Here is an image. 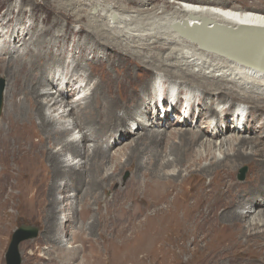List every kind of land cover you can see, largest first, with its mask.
Returning a JSON list of instances; mask_svg holds the SVG:
<instances>
[{
  "label": "bare ground",
  "instance_id": "6f19581e",
  "mask_svg": "<svg viewBox=\"0 0 264 264\" xmlns=\"http://www.w3.org/2000/svg\"><path fill=\"white\" fill-rule=\"evenodd\" d=\"M141 2L149 5L147 0ZM217 2L175 1L145 12L108 0H67L58 3L51 25L39 29L37 23L30 24L25 29L30 37L22 27L13 26L12 16L5 18L13 4L0 14V36L11 28L5 45L0 44V54H4L0 75L6 78L0 118V258L9 219L15 214H41L46 229L64 233L72 227H86L82 222L95 204L90 230L132 227L137 234L129 244L109 243V249H99L102 259L98 264H172L178 250L190 255L183 264L192 258L205 264H264V73L201 49L175 30L182 23L188 34L241 25L264 27V9L242 10ZM85 6L90 10L85 11ZM19 7L17 24L27 14L24 4ZM69 10L77 20L83 19V13L89 17L83 26L87 34L70 47L67 33L60 30L66 17L63 12ZM17 47H24L25 54L9 60ZM157 47L162 50L161 61L153 68L162 78L154 79L148 88L137 78L152 65L155 55L151 51ZM108 48L111 53L120 52L113 61L120 74L106 70L93 78L95 66L90 64L88 70L83 62L108 61ZM127 53L144 61L135 64L136 73L130 66L117 68L123 67L122 54ZM82 72L88 75L79 76ZM63 76L68 77L66 83L59 81ZM76 76L86 84H72ZM91 78L97 79L95 83ZM171 79H175L178 103L185 92L186 107L190 106L188 115L179 113L175 121L156 105L160 87L172 89ZM89 84H93L90 94L75 98ZM151 95L153 100L148 99ZM178 103L174 110L180 109ZM236 103L231 115L228 112L222 119L219 113L224 106L232 108ZM207 105L217 114L215 124L212 113L204 110ZM240 105L246 114L243 125L235 119ZM196 108L206 115L205 121L199 119L205 127L196 124ZM229 119L233 130L222 139L227 133L222 128H227ZM135 127L141 129L135 132ZM35 129L39 136L32 135ZM243 166L250 169L246 180L239 178ZM125 169L132 172L126 186L104 198L108 186L118 182L117 175ZM6 182L7 191L12 186L19 188L12 200L1 188ZM80 190L81 198L75 199ZM59 192H66L63 198ZM8 202L15 208L13 214L2 215ZM79 210L81 220L77 222ZM59 237L56 245L62 253L49 258L47 264H73L84 247L83 240L68 246L63 243L69 241ZM185 243L191 244L192 253H187ZM129 247L125 259L120 258L119 253ZM238 249L259 253H236Z\"/></svg>",
  "mask_w": 264,
  "mask_h": 264
},
{
  "label": "rangeland",
  "instance_id": "374dc122",
  "mask_svg": "<svg viewBox=\"0 0 264 264\" xmlns=\"http://www.w3.org/2000/svg\"><path fill=\"white\" fill-rule=\"evenodd\" d=\"M108 1L117 2L120 5H127L130 10H140V11L142 10V11H145V10H147V8L151 9V8L156 7V6H160V5L162 6L163 4L164 5L169 4V3L173 4V2H175V1H190V2H196V3H198V2L207 3V1H209V0H147V1H149L148 2L149 5H147V6H143L142 5V2H141L142 0H108ZM212 1H214V2L218 1L217 3H219V2L225 3L228 7H231V8L232 7L236 8V6H238L242 10H247V9L248 10H250V9H252V10H260V9H264V0H212ZM66 2H67V0H54V1H50V0H0V14L6 12L7 9L9 8V6L13 4L14 7H13V10H12V13L9 14L8 16H5V18H9L10 16H12V18H14V21L12 22L13 26H16L18 28L22 27L23 30H25V29H27V27H28V29H30V26H31L30 24L37 23V28L41 29V28H44V27H46L48 25H51L52 22H54V20H56L55 16H56V13H57V11L59 9L58 3L61 4V3H66ZM21 4H24V8L23 9L25 10V12L27 14L25 15L22 23L17 24V15L20 16V14H21V13H19V9H20L19 6ZM25 4H26V6H25ZM89 10H90V7L89 6H85V11H89ZM33 11L35 12V17L33 16ZM92 12L94 14L97 13V11L95 9H93ZM148 13H150V12H148ZM63 14H64V16H66V17H64V19H66L69 23L66 20H64V19L61 20L60 30L65 32V33H67V35L69 37V39L67 41V45H68V47H70V45H74L76 42L79 41V39H83L82 37H85V35L87 34V31H85L83 29L84 28L83 26H85L84 24L86 23V21H87V19L89 17L86 16L87 15L86 13L85 14L83 13V15H84L83 19L81 18L80 20H77L78 16L74 15L72 10H69L67 12V14L65 12H63ZM64 25H66V26L63 28ZM66 27L68 28V30H67L68 32L65 30ZM10 32H11V28H5V33L0 36V40H1L0 44L5 45L6 39H8L7 36H8V34ZM16 32H21V34L23 33L20 30H18ZM25 32H26V30H25ZM26 35H29V37H30L31 33H29V32L27 33L26 32ZM103 47L105 48V46H103ZM106 50L109 52V55H108L109 60L108 61L104 60V59H97L95 61L96 65H95V63H93L90 60H87V61H90L89 63L87 61L83 62V65L88 70L91 68L89 66L90 64L91 65L93 64L95 66L93 71H95L97 74H94L93 78H96V77L99 78L98 74L101 73V72H104L106 70H110L111 73L114 76L117 75L116 73L120 74V72L117 71L115 69V67L113 68V66H114L113 61L117 57L121 56L120 52L119 53H111V49H109V48L106 49ZM24 51H25L24 47H17L16 49H14L12 51V56L11 57H8L9 54H7V55L5 54V56H7L9 60H11L13 58H18V57L23 56L25 54ZM100 51H103V50L101 49V50H99V52ZM151 52L155 55V57H152V60L149 63V64H152V65H149L148 63H145L146 65H149V66H147L148 67L147 72L145 74H142V73L138 74L139 77L137 78V81H141V80L145 81V83L148 85V88L150 87L151 82L154 81V79L155 80L158 79V82H159V78L160 79L162 78V77H159L160 75L157 74V70L155 68H153V66L155 67V65H158V63L161 61L159 59V57L162 55V50L159 47H157L156 49H154ZM69 53H71V55L74 54L73 52H69ZM0 56L4 57V54H0ZM88 59H91V58H88ZM128 59L131 60V63H127ZM122 63H123V67H117V68L126 69L127 66H130L129 69L132 70L134 73H136L137 71L134 69L135 64L139 63V64L143 65L144 61L137 60V57L135 55L127 53V55H124V56L122 54ZM58 69H60V68H58ZM56 70H57V68H56ZM122 72H123V74L125 73L124 71H122ZM84 74H85V76L88 75L87 72H82V73L79 74V76L80 75H84ZM161 74H162V72H161ZM49 76L51 77L52 73ZM79 76H76L73 80H71L72 84L76 85L77 81H79V82L83 81L81 83L86 84L87 81L84 80V78H80L78 80ZM57 77H58V74H57ZM93 78H91V81L95 83V81L97 79H95V81H94ZM164 79H167V78H164ZM171 80H173V82H171V83L175 85V79H171ZM59 81L63 82V83H66L68 81V77L65 78L63 76ZM137 83L138 82H136L135 84H137ZM1 84L3 86V92L6 93V78L4 76H2V75H0V85ZM93 84H89L88 85L89 88H88V86H86L84 92L85 93L91 92L92 89H93ZM135 84H131V86L134 87ZM57 88H59V86L58 87L56 86V89ZM170 89L171 88H164L165 96L168 95L167 91H169ZM194 90H197L196 92L200 93L197 88L194 89ZM4 93H3V95H4ZM78 93H79V90L76 92V95ZM147 93H149V91L146 92V94ZM88 94H90V93H88ZM150 97L151 98H148V99L153 100L154 95H151ZM22 98H23V96H21V99L20 98L19 99L22 100ZM236 104H238V103H236ZM236 104H234V106ZM176 105L177 104H175V106ZM4 106H5V95H4L3 107H2V110H1V113H0V118H1V116L3 114V112H4ZM217 106L218 105L215 104L214 108L217 107ZM234 106H232V108H231V106H226V109H225V106H224V110L220 111V113H219V114H222L221 118L224 119L226 117V115L228 114V112H230V115H231V113L233 112ZM204 110L211 112L212 113L211 117H213V116L215 117V115H217L215 113V111L209 110V106L208 105L206 106V108H204ZM199 112H200V108H197L195 110V112H194V114L196 115V118L198 119L196 124H198V126H200V127H205V124L202 125V126L199 124V119L202 122L205 121L206 120V115L204 113H201L202 114L201 115ZM178 114L179 113H176V115H174V117H172V121L173 120L175 121V120L178 119V116H179ZM160 117L164 119V117H162V116H160ZM260 119H261V116L258 117V119L256 121V124H258ZM216 122H217V120H216ZM231 124H232V120L229 119V121L227 122V128H222V130L227 132L225 134L226 136H222L223 138L221 137L222 139H224L225 137H227V136H229L231 134L229 132L230 130H233V128L231 127ZM27 129H28V132H30V130H29L30 126H27ZM140 129L141 128H139V127H135L134 131L138 132ZM32 132H33V134H32L33 136H39V134L37 133V129H35ZM74 134L76 135L77 133L74 132ZM34 138L37 139L36 137H34ZM215 139H218V138H215ZM98 141H101V139H98ZM128 141L129 140H127V142ZM219 141L220 140H218V142ZM108 166L110 167L111 164H108ZM244 167L247 168V173H246V176H245V178L243 180H246L247 179V175L250 172V169H249L248 166H243L242 168H244ZM240 172H241V170H240ZM131 175H132V172H131L130 169H125L124 171H122V173L117 175L118 182H113V183H111L108 186L107 192L103 193L104 198H107V197L110 198V197H112L113 194H115L119 190L123 189L126 186L127 182L129 181ZM202 180H203V182H207V178H203ZM8 185H9V182H6V183L1 185V188H4L3 191L8 192L7 196H9L8 198L10 200H12V198L17 197V193H18L19 188L17 186H12L9 189V191H7L8 190ZM66 192H64V193L63 192H59L58 193L59 198H63V195ZM71 192L72 191L70 190L69 193L72 195ZM81 194H82V192L80 190L79 193H78L77 198H75V199H78L81 196ZM74 197H71V198L73 199ZM75 199H73V200H75ZM86 201L89 202V201H94V200L91 199V200H86ZM86 201L83 203L84 206L86 205L85 204ZM8 203H9V206L7 207L5 212L2 213V215H5V213L13 214L12 212H13V210L15 208H13L11 206V202H8ZM68 203H69V205H71V201L70 200L68 201ZM83 205H81V206H83ZM125 206H129V203H126ZM79 208H81V207L79 206ZM93 209L94 210L97 209V206L95 204H92V212H91L90 217L84 219V221L82 222L83 225L86 226L83 229H81L83 231H81L80 229L77 230L78 228H76V227H72L71 229H68L64 233L63 232L62 233H57V232H55L53 230L46 229L44 227V225H43V219H42L41 214H40V217H32L31 215L27 214L26 211L21 212V214H15V216H13L11 219H9V221H10L9 226L10 227H9L8 233L6 235V241H5L4 245H3V249L1 251L0 264H7L6 254H7L11 239H12V235H13L14 231L16 230V228L18 226H20L21 224L38 225V227L40 228V233H39L37 238L23 241L20 244L19 249H20V255L22 257V263L21 264H47L49 258H51V257L54 258V257L57 256V254L62 253V250L60 249V247L58 245H56L59 242V239H58V238H60L59 236H62V238H63V240H65V242L69 241L67 243H63L64 245H68V246H70V245H80V243H81L80 240H83L84 247H81L82 248L81 253L79 254L78 258H76V260L73 262V264H98V259H102L101 256H98V250L99 249H103L104 246L108 248L107 244H109V243L116 244L117 247H119L120 244H125V245L129 244L130 240L133 239L137 235L135 233V231L132 230V227L128 228V229H123V230H105L104 231L102 226H100V229L90 230V228H88L89 227V222L91 221L90 219H92V217H93V215L95 213V211H93ZM68 211H70V210H68ZM80 212H81V210H79L78 218H79V216H80V218H79V220H77V222L78 221L80 222V220H81ZM76 217L77 216L74 215V218H76ZM83 218H85V217H83ZM83 225H82V227H83ZM77 235H78V237L76 239ZM52 237H54V238H52ZM56 237H57V239H55ZM100 245L102 246L101 248L99 247ZM61 246H63V245H61ZM53 247H55V248H53ZM185 247L188 249L187 253H192V252L189 251V248H191V244L190 243H188V246L185 243ZM241 250H245V251H248L247 253H252V254H257V255L259 253V251L257 249L256 250H254V249H241ZM241 250L238 249V251H236V253H240ZM129 251H130V247L127 248L125 251L122 250V252L119 253L120 254V258L125 259V258H123V254H125V252H129ZM149 251H150V248H149ZM179 251L180 250H178V252H175V254H174L175 260H173L171 262L172 264L173 263L181 264L184 260H187V258H189L188 257V256H190L189 254L182 255V253L179 252ZM100 252L102 253V251H100ZM32 254H33V256H32ZM115 255H118V254H115ZM100 261L104 262L102 260H100ZM70 263L72 264V261ZM124 264H128V263H124ZM129 264H131L130 261H129ZM184 264H205V263L203 261H201L200 258H197V259L192 258V259H189L187 262L185 261Z\"/></svg>",
  "mask_w": 264,
  "mask_h": 264
},
{
  "label": "water",
  "instance_id": "95a60500",
  "mask_svg": "<svg viewBox=\"0 0 264 264\" xmlns=\"http://www.w3.org/2000/svg\"><path fill=\"white\" fill-rule=\"evenodd\" d=\"M204 27V26H202ZM201 25L196 29H200ZM175 30L185 38L193 41L201 49L218 54L233 60L244 67L264 73V27L241 25L228 28L227 31H195L188 34L185 23L177 26ZM215 33V35H214ZM212 34V35H211ZM190 37V38H188ZM211 36L210 38H208ZM258 41V43H257ZM4 103L3 86L0 85V113ZM247 168L241 171L240 179H244ZM40 228L35 225H20L12 235L6 254L7 264H21L19 246L23 241L38 237Z\"/></svg>",
  "mask_w": 264,
  "mask_h": 264
}]
</instances>
